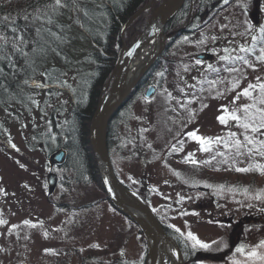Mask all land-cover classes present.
<instances>
[{"label":"rangeland","instance_id":"374dc122","mask_svg":"<svg viewBox=\"0 0 264 264\" xmlns=\"http://www.w3.org/2000/svg\"><path fill=\"white\" fill-rule=\"evenodd\" d=\"M165 3L148 0L147 12L121 33L120 54ZM196 3L189 2L186 24L171 34L163 31V49L113 124L110 163L118 182L169 231L186 264H264V156L259 154L264 148L258 143L264 136L230 119L233 111L242 118L238 109L246 105L264 108L257 103L264 83V63L257 60L264 48V0H222L215 16L194 20ZM73 12L64 19L70 26L63 34L70 41L61 44V55L52 54L38 72L3 90L0 100V264H146L145 238L100 188L72 186L68 172L48 167L54 147L45 141L49 120L62 129L92 74L94 51ZM182 29L188 31L180 34ZM233 67L240 71H229ZM45 69L53 74L48 87L32 86V79L45 82L40 75ZM25 79L29 84L22 83ZM249 84L256 86L249 89L251 98L240 96L233 103ZM149 87L155 91L146 99ZM245 135L257 142L247 144ZM49 173L57 178L51 195ZM189 233L210 248L194 247ZM253 250L256 257L249 255Z\"/></svg>","mask_w":264,"mask_h":264},{"label":"trees","instance_id":"16d2710c","mask_svg":"<svg viewBox=\"0 0 264 264\" xmlns=\"http://www.w3.org/2000/svg\"><path fill=\"white\" fill-rule=\"evenodd\" d=\"M51 2L52 0H0V32H3L9 37L12 36L10 30L11 26L7 21L3 20V17L8 16L15 20L19 32L24 34L26 38L30 40L36 39V27L39 25V22L25 27L26 22L24 21L23 16L27 13L35 15V6L38 4L43 6ZM64 2L67 4V7L60 9L59 13L53 17L55 24L51 26L52 30L64 37L62 45L69 42L70 40L63 33L64 31L66 33V26L69 27L70 25H66L64 19L70 18L69 14H71V11H74L73 9H78L79 13L73 12L75 22H79L81 31L87 36V40L90 42L94 51L91 57H89L92 74L87 77V80L84 83V96L73 101L68 116L63 122L62 129L59 130L56 123L49 120L50 130L49 133L46 134L45 141L46 145H49L50 141L54 142V147H50L49 154L52 152L55 153L60 149L65 151V161L64 164L60 166V169L65 173L68 172L72 176V186L94 184L104 193L89 144L88 134L90 121L113 67L122 55L120 54L123 47L121 43V33L125 31L127 24L131 21L134 15L148 5V0H78L77 6L73 5L72 0H64ZM189 2L190 0H185L180 11L164 27V31H166L167 34H171V31H176L178 27L186 24L190 7ZM221 4L222 0H197L194 20L201 19V17L209 14L215 16L221 11ZM146 12L147 10L145 8V11L139 16H143ZM49 14H51V12ZM136 19L132 22H136ZM133 23L128 27V29L130 28L129 32H132L131 27ZM56 25L62 27L64 31L60 32V27H57ZM146 28L147 27L145 26L141 27L139 32L142 33ZM187 31L188 30L184 31L182 29L179 32L180 34H184ZM167 44H169V42ZM60 46L61 44L59 45V49ZM27 50L29 49H26V51ZM8 51L11 52V49L9 48ZM13 59L16 60L17 67L21 69V71L15 78L9 75L5 80L8 91H11L12 86H14V84L16 85L18 82L20 83L24 77L30 76V74H33L34 72H38L43 65L46 66L47 61V59L43 61L37 59L34 66L35 70L33 71L32 68L25 65L23 58L13 56ZM0 66H3L5 71H9L6 64ZM143 82L144 80L133 89L132 96L136 94ZM3 90L5 89L0 88V100H2V96H4ZM16 94V92L13 94V98L19 100V95L17 96ZM9 96H11V94H9ZM128 99L113 116L108 125L106 143L109 155L112 139L114 138L112 131L113 124H115L117 117L131 100ZM105 200L109 203L106 195ZM163 229L166 234L172 238L169 231L166 230L165 227H163ZM182 256L183 261L186 264L188 258L183 252Z\"/></svg>","mask_w":264,"mask_h":264},{"label":"water","instance_id":"95a60500","mask_svg":"<svg viewBox=\"0 0 264 264\" xmlns=\"http://www.w3.org/2000/svg\"><path fill=\"white\" fill-rule=\"evenodd\" d=\"M184 3L185 0H173L170 8L155 16L135 42L128 47L123 48L122 55L115 63L110 77L105 84L89 127V144L106 198L113 209L131 221L145 238L147 244L146 264H159L162 241L167 239H170L171 241L173 240L166 234L151 209L135 195L125 189L116 179L107 150V128L113 116L120 110L132 90L136 87L146 71L157 59L160 51L156 54L152 63L144 69L136 81L133 84L128 85V76L132 68L133 61L138 57L144 44L147 43L152 36L160 34V36L163 37L164 27L175 17V15L183 7ZM144 11L145 8L140 10L136 15H134L128 24H130ZM163 39L165 40V37H163ZM154 91L155 89L153 87H149L145 93V98L148 99L154 94ZM110 98H115V101L107 108L106 104ZM95 126L96 136H94L95 131L93 130V127ZM65 157L66 153L63 149L53 153L48 160L49 169H52L54 166H62L64 164ZM56 183V176L49 173L47 175L46 182L48 195H51L54 192ZM173 243L175 244L174 241ZM176 249L179 263L183 264L181 254L177 246Z\"/></svg>","mask_w":264,"mask_h":264},{"label":"snow or ice","instance_id":"6c2138e0","mask_svg":"<svg viewBox=\"0 0 264 264\" xmlns=\"http://www.w3.org/2000/svg\"><path fill=\"white\" fill-rule=\"evenodd\" d=\"M225 2H227V0H225ZM72 3L74 6H77L78 0H72ZM65 7H67V4L64 2V0H52L51 3L45 4L43 6H40L39 4L35 6V15L32 13H27L23 16V19L26 22L25 27L39 22V25L36 27V39L34 40L26 38L24 34L19 32L18 26H16L14 19H11L8 16L3 17V20L7 21L11 26L10 30L12 32V36L9 37L3 32H0V65L6 64L7 68L9 69V71H5V68L0 66V88L7 90L5 80L9 77V75L15 78L16 75L21 71V69L17 67V62L13 59V56H19L23 58L25 65L29 68H32L34 71V66L37 59L43 61L46 60L51 54L61 55L59 51V45L64 42V37L59 35L56 31H53L51 26L55 24L53 17L59 13L60 9ZM50 12L51 14H49ZM56 26L60 27L59 25ZM63 31L64 29L60 27V32ZM260 31L262 34H264V28H261ZM253 40H255V37H253ZM9 48L11 49V52L8 51ZM26 49L29 50L26 51ZM224 51H227V49H224ZM240 51L246 52L248 49L241 48ZM221 59H224V57H221ZM238 59L242 60L245 65L255 70V65H253L247 59H244L243 57H239ZM257 60L261 63H264V48L261 49V55L257 57ZM197 63H199V61H197ZM229 71L240 70L233 67L229 69ZM40 75L44 78L45 82L37 83L34 79H32L31 85L36 88H47L48 84L46 81L53 79V74L45 69L41 71ZM56 78L58 79V77ZM257 79L259 80L260 77H257ZM22 83L29 84V79H25ZM255 87V85L249 84L247 88H245L241 93H239L237 97L234 98L233 103H235V100L239 99L240 96L251 98L249 89ZM259 89L261 95L258 98L257 103L264 105V83L259 85ZM252 108H256V103L246 105L242 109H238L244 113L242 118L237 116L235 111H233L230 114V119L237 121V126L243 128L246 132L250 131L253 134L264 136V108H256L255 113L250 111ZM225 111L227 110L225 109ZM218 120L223 124L225 123L226 117L221 115L218 117ZM190 135L198 139L202 145L206 143L205 138L195 137V133H191ZM232 136H235V133H232ZM244 140L247 142V144H253L257 142L254 139H250L247 135L244 136ZM258 143L261 148H264V140H259ZM235 145L237 149H239L242 146L241 141L236 140ZM248 151L249 153L252 152L251 149ZM236 154L243 155L244 153L238 150ZM259 154L264 156V152H259ZM193 163H196V161H193ZM237 171L247 172L248 169H237ZM259 198L260 197H257V199ZM0 223H3V221H0ZM188 238L194 242V247L198 245L202 249L210 248L209 244L201 242L191 233L188 234ZM260 247H264V241L261 242ZM236 251L238 253H242L244 249L243 247H239L236 249ZM249 255L250 257H256L257 253L255 250H253L249 253ZM262 259H264V257H262Z\"/></svg>","mask_w":264,"mask_h":264},{"label":"bare ground","instance_id":"6f19581e","mask_svg":"<svg viewBox=\"0 0 264 264\" xmlns=\"http://www.w3.org/2000/svg\"><path fill=\"white\" fill-rule=\"evenodd\" d=\"M173 0H166V3L160 13L168 10ZM159 13V14H160ZM155 14L154 16H156ZM154 44L152 49L149 51L151 44ZM164 39L160 34L152 36L142 48V55L136 58L132 63V68L128 76V85L133 84L136 79L142 74L144 69L152 63L153 58L156 54L163 49ZM141 57V58H140ZM115 101V98H110L106 104V107H110ZM94 136H96V126L93 127ZM160 261L159 264H180L178 259V253L175 244L170 239L164 240L161 243L160 248Z\"/></svg>","mask_w":264,"mask_h":264}]
</instances>
